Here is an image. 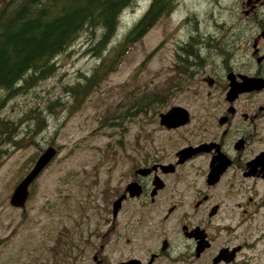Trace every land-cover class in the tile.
<instances>
[{
    "label": "flooded vegetation",
    "instance_id": "af4514ba",
    "mask_svg": "<svg viewBox=\"0 0 264 264\" xmlns=\"http://www.w3.org/2000/svg\"><path fill=\"white\" fill-rule=\"evenodd\" d=\"M224 7L229 15L220 21L184 17L178 29L187 34L173 51L175 72L183 69L188 73L180 75L219 93L195 96L193 109L177 103L149 111L143 102L148 134L128 147L109 145L94 164V181L82 184L87 190L75 209L81 244H66L67 259L93 242L96 264H261L259 254L244 253L264 240V86L228 92L247 79L264 83V0ZM175 106L187 111L184 124H161L160 115ZM150 130L168 135L159 139ZM141 227L140 252L122 248L112 262L103 257L109 246L138 241L133 232ZM250 229L261 234L246 239ZM153 237L155 246L147 243Z\"/></svg>",
    "mask_w": 264,
    "mask_h": 264
},
{
    "label": "rangeland",
    "instance_id": "374dc122",
    "mask_svg": "<svg viewBox=\"0 0 264 264\" xmlns=\"http://www.w3.org/2000/svg\"><path fill=\"white\" fill-rule=\"evenodd\" d=\"M148 4L149 0H135L121 12L110 46L122 39ZM234 5L236 0H178L172 12L160 17L139 40L130 44L115 68L78 103L79 97L74 100L64 87L81 82V74H89L99 62L91 40L83 33L68 51L57 57L54 76L6 103L1 113L16 128L10 138L0 134V264H34L41 258L50 264L54 260L60 264H96L92 260L97 249L93 242L81 252V247H76L74 259L65 257L67 243L81 244L75 227L79 223L75 209L77 199L87 190L82 184L87 186V182L94 181V164L109 145L119 149L122 143L128 147L136 140L142 142L140 137L148 134L142 125L143 102L147 107L144 110L149 111H161L177 103L192 108L193 103L189 102L195 96L219 93L217 88L196 84L174 71V44L187 34L184 28L178 29L184 17L217 21L218 15H229L224 6ZM53 101L58 103L49 109ZM149 132L159 139L168 135ZM51 145L57 153L30 185L25 207L11 206L13 188L39 154ZM64 227L70 233L66 238ZM142 230L143 227L134 231V237L146 232V228ZM260 234V230L250 229L245 231V238L251 240ZM156 238L147 243L155 246ZM137 240L127 246L125 242L109 246L103 257L112 262L121 255L122 248L140 252L144 242ZM255 253L262 264L264 240L257 242L255 250L246 247L244 254ZM157 264L205 262L166 260Z\"/></svg>",
    "mask_w": 264,
    "mask_h": 264
},
{
    "label": "trees",
    "instance_id": "16d2710c",
    "mask_svg": "<svg viewBox=\"0 0 264 264\" xmlns=\"http://www.w3.org/2000/svg\"><path fill=\"white\" fill-rule=\"evenodd\" d=\"M134 1L0 0V134L10 138L16 128L1 113L6 103L54 76L57 57L68 51L81 34L91 40L99 62L89 74H81V82L64 87L74 100L79 97L78 103L115 68L126 48L160 17L172 12L178 2L149 0L140 18L118 43L110 46L121 12ZM176 71L188 73L183 69ZM55 103L58 102H51L48 108ZM46 261L41 258L34 264H50ZM53 264L60 263L54 260Z\"/></svg>",
    "mask_w": 264,
    "mask_h": 264
},
{
    "label": "water",
    "instance_id": "95a60500",
    "mask_svg": "<svg viewBox=\"0 0 264 264\" xmlns=\"http://www.w3.org/2000/svg\"><path fill=\"white\" fill-rule=\"evenodd\" d=\"M242 84V88H238L237 85H231V89L228 92L229 96H235L239 92L247 91L250 88H261L264 86V83L261 81L259 84V79H247ZM187 111L179 106L171 107L166 113L160 115L161 124L167 127H176L187 120ZM188 149H184L182 152H186ZM57 149L55 146L46 147L35 160L33 166L30 170L21 178V180L15 185L12 190V193L9 197V203L11 206L16 208H24L26 201L29 196V187L34 179L40 174V172L48 165V163L56 155ZM118 264H136L135 260L128 261L126 263Z\"/></svg>",
    "mask_w": 264,
    "mask_h": 264
},
{
    "label": "bare ground",
    "instance_id": "6f19581e",
    "mask_svg": "<svg viewBox=\"0 0 264 264\" xmlns=\"http://www.w3.org/2000/svg\"><path fill=\"white\" fill-rule=\"evenodd\" d=\"M225 1V0H224ZM221 8V7H220ZM225 13V12H224ZM203 26V25H202Z\"/></svg>",
    "mask_w": 264,
    "mask_h": 264
}]
</instances>
